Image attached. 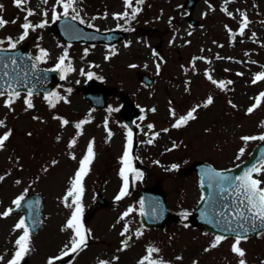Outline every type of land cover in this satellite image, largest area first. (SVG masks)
<instances>
[{
	"label": "rangeland",
	"instance_id": "374dc122",
	"mask_svg": "<svg viewBox=\"0 0 264 264\" xmlns=\"http://www.w3.org/2000/svg\"><path fill=\"white\" fill-rule=\"evenodd\" d=\"M187 1L143 0L137 5L130 0L141 11L125 24L123 18L113 17L126 10L124 0H76L77 12L88 26L128 33L112 47L91 48L80 43L69 46L60 37L55 24L63 9L56 6L59 15L53 19L56 0H27L21 7L14 0H0V17L7 21L0 27V40L10 36L18 38L19 44L45 49L47 67L55 66L66 52L64 67L72 68L55 88L57 95L49 96L51 105L42 94L30 98L31 108L24 102L25 94L13 96L11 106L4 103L9 96L0 97L4 122L0 135L11 133L0 149V212L13 208L12 201L21 194L38 192L45 202V223L30 237V251L24 256L28 264H47L69 243L72 231L64 226L73 208L63 198L90 142L95 155L83 177L81 194V222L90 231L86 247L67 253L74 254L70 264H98L99 260L139 264L149 247L159 249L152 259L167 264H238L240 257L231 250L234 238L209 247L216 235L191 224V211L201 198L194 166L204 161L218 168L233 167L263 142L259 136L264 134V97L252 112L247 109L264 92V79L253 83L255 74L264 71V0H197L191 12L184 9ZM25 8L34 11L28 15ZM241 13L248 19L243 33ZM73 14L69 10V16ZM43 20L47 23L40 27ZM25 22L35 27L21 40ZM118 23L122 27L117 28ZM89 72L97 87L109 90L104 108H94L84 97ZM142 75L152 77L154 83L145 84ZM208 75L224 81V87L213 84ZM209 96L212 102L206 103ZM125 101L130 104L127 114L140 115L129 149L140 177L127 172V192L116 199L124 184L121 157L128 144ZM193 108L194 118L175 127L177 119ZM60 118L69 123L63 125ZM81 121L77 130L75 125ZM243 136L257 139L244 141ZM172 164L178 167L173 169ZM256 176L264 187V171ZM146 187L166 194L172 214L163 227L150 229L140 220L138 191ZM67 203H72V197ZM129 208L132 211L123 215ZM21 216L0 217V256L4 257L0 264H6L15 251L22 230L13 226ZM239 246L246 264H264V233L240 241Z\"/></svg>",
	"mask_w": 264,
	"mask_h": 264
},
{
	"label": "snow or ice",
	"instance_id": "6c2138e0",
	"mask_svg": "<svg viewBox=\"0 0 264 264\" xmlns=\"http://www.w3.org/2000/svg\"><path fill=\"white\" fill-rule=\"evenodd\" d=\"M45 3H47V0H44ZM143 0H135V3L137 5L141 4ZM14 3L18 6L21 7L23 4L27 3V0H14ZM124 5H125V11L119 12V13H113L114 18H123L125 24L129 22L130 19H134L136 14L141 11L139 7H133L130 0H124ZM56 6H60L63 9V16L67 17L69 16V10H71L72 13V19L76 20L79 19L80 23H85V20L79 16V13L77 12L76 9V0H56L55 5H53L52 8V15L53 19L58 18V13L56 11ZM2 7V6H0ZM128 8H131V12L127 11ZM28 15H31L33 13V9L31 8H25L24 9ZM227 12L228 16H232V12L227 11V9H224ZM44 15H47V9L44 10ZM105 16L107 13L104 14ZM243 19L240 24V32L243 33L244 28L247 26L248 19L247 16L243 13H241ZM95 18V17H94ZM27 20V17H25ZM7 21H5L2 17H0V27H2L4 24H6ZM47 23L46 20H43L40 22L39 26L43 27L44 24ZM90 27L93 25H89ZM35 25H32L28 22H25L22 25V28L24 29L23 33L20 35V39L23 40L25 36L28 35V30L29 28H34ZM117 28L122 27L119 23L116 25ZM227 27V26H226ZM231 31V30H229ZM7 41L8 47L9 48H15L17 41H14L12 37H5L4 39L0 40V45H3L4 41ZM130 43V42H129ZM87 53V50H85V54ZM67 56V53L65 52L63 55H61L58 59L57 64L55 65L56 69L63 71H71L72 68L69 65L67 68L64 67V61ZM47 57V51L43 48L40 49V55L37 56L35 59L36 60H42L46 59ZM107 59V56L105 57ZM203 59V58H202ZM11 62L14 64L16 61L15 59H12ZM134 66V65H133ZM33 67H35V64H33ZM157 69H159V65H157ZM89 77L93 75V73L89 72L87 73ZM207 75V73H206ZM208 79L212 81L213 84H217L219 87L223 88L224 87V81H217L212 78L211 75H208ZM259 79H264V71L257 72L255 74V77L253 79V83L256 82V80ZM11 87V86H9ZM3 93H0L2 95ZM32 93L29 91L28 97L25 98V103L29 108L33 107V104L31 102V97ZM52 95H57L53 93ZM13 96H19V92L12 91L9 93V98L4 101V103L7 106H11L12 103V97ZM264 97V92H261L259 96L256 98V103L250 106L247 111L252 112L253 108H255L259 102L260 98ZM46 100H49V104L51 105V100L49 99L48 96H45ZM212 102V97L209 96L207 98L206 103H211ZM231 103V101H229ZM234 106V105H233ZM198 107V106H197ZM154 111V109H153ZM195 112V108L192 110L188 111L185 115L180 116L176 123L175 127H179L182 123H186L189 119L194 118L193 113ZM172 115H175L173 112ZM61 123L63 125H66L69 123L68 120L60 118ZM3 121H0V125H3ZM83 121L78 122L75 127L77 130L80 129L81 124ZM107 124V121H105V125ZM149 128H152L153 125L149 124ZM164 131H167V129H164ZM10 131H5L2 135H0V149L4 147V142L8 139L10 136ZM109 135H111V132H109ZM132 133L129 130L128 132V144L126 145L125 151L123 156L121 157V160L123 161L124 167L121 168L120 170V175L124 179V184L123 187L120 190V193L117 195L116 199H120L123 195L126 194L127 188H128V177H127V172L132 171L136 172L137 177H139L140 173L136 171L135 168L132 167V160L129 154V149L131 148L132 144ZM242 140L244 141H249V140H254L257 139L255 136H243L241 137ZM259 139L261 141H264V134H261L259 136ZM151 143V141H149ZM71 144H75V140L70 142ZM176 145L173 144V147ZM240 153L244 152V148L239 149ZM94 151H93V145L90 142L88 144L87 148V154L83 156V158L80 160V166L77 169V171L74 174V177L71 179V187L67 189V192L64 196V201L65 205L67 207L73 208V211L71 213V216L68 218L66 221V224L64 227L70 229L72 231V236L70 238V241L68 244L64 245V250L60 253L61 256L66 255L68 252H78L81 250L82 247H86V232L90 231L84 228L82 222H81V215H82V206H81V194L83 192V184L82 180L84 175L88 172L89 170V165L91 164L93 158H94ZM73 158H75L73 156ZM55 163V161H53ZM158 163V161H157ZM171 167L173 169L177 168L178 165L172 164ZM261 171H264V161H261L260 164L258 165H253L251 168H248L244 171V173L238 177H235V181L228 175H226L223 172H217L214 169L210 170L208 175L210 179L216 180L219 185H224V184H230L231 188L233 190L234 196H236L239 199V204L235 207L233 210V215L231 217L225 218L223 216V212L220 213L221 218L224 220V222L228 225V230L235 231V229L231 228V224L233 220L236 223V226L238 228L244 229V231H248V228L244 227L243 222H248L250 223L252 229L256 227V222H260V226L264 227V187H261V181L259 179L254 178L252 175L253 173H259ZM3 177L0 176V180H2ZM19 183V181H17ZM223 190V188H222ZM72 197V203L68 204V198ZM203 198V197H202ZM25 196L23 194L18 195L15 197V199L12 201V203L17 207L20 208L22 206V201H24ZM143 202H141L142 204ZM243 205V207H241ZM225 208L227 205L224 206ZM13 209L11 207L7 208L5 211L0 212V217H7ZM132 211L131 208L127 210L123 215H127L128 212ZM203 215V214H202ZM219 223V221H218ZM14 230L20 229L22 232L18 235V237L15 239V251L12 254L11 258L6 261V264H21V260L24 258V256L30 251V228L25 222V217L21 216L18 220V222L13 226ZM125 231H127V226H125ZM139 229L137 230V235H139ZM226 237L223 235H216L214 240L210 243L209 247H215L217 246L220 241L224 240ZM246 236H241L239 233L235 236L234 243L231 246V250L236 253L240 259L238 260V264H246V261L243 259L245 255V251L242 247L239 246L240 240L241 239H246ZM122 244H125L124 241H122ZM126 246V244H125ZM207 251V249H205ZM159 249H154L152 247H149L147 249L148 255H145L142 257L141 261L139 264H167V262L162 261V260H155L152 259L151 254L153 252H158ZM4 257L0 256V260H3ZM58 259V257L53 256L50 257L47 261V264H53V261ZM113 259H116V257H113ZM98 264H108L107 261L105 260H99ZM195 264V262H194Z\"/></svg>",
	"mask_w": 264,
	"mask_h": 264
},
{
	"label": "water",
	"instance_id": "95a60500",
	"mask_svg": "<svg viewBox=\"0 0 264 264\" xmlns=\"http://www.w3.org/2000/svg\"><path fill=\"white\" fill-rule=\"evenodd\" d=\"M188 9L191 11V6H188ZM90 86L91 87L86 91V97L88 99L96 102V99L91 95L106 97V89L95 90L93 88V83H90ZM137 116L138 115L135 112H132L129 116L130 122ZM261 161H264V143L255 149L249 161L234 169L223 171V173L235 181V177L242 175L246 169L251 168L253 165L260 164ZM203 185L209 192H211L214 187L217 188L214 193L207 197L206 201H202V204H200L193 212L192 222L195 225H201L206 231H214L224 236H236L237 233L241 236H247L248 234H253L264 229L260 226L245 232L244 229L238 228L233 220L231 228L235 229V231L228 230V225L221 218L220 213L223 212L225 218L231 217L233 215V210L237 204H239V199L234 196L230 184H224L221 186L216 180L210 179L209 175L203 177ZM139 202L142 209V220L144 224L147 226H162L168 222L171 212L166 207V198L163 193L156 190L146 189L140 192ZM141 202L143 203L141 204ZM225 205H227L226 208L224 207ZM241 207H243V205H241ZM243 223L244 227L248 228L250 223ZM256 223L260 222L257 221Z\"/></svg>",
	"mask_w": 264,
	"mask_h": 264
}]
</instances>
